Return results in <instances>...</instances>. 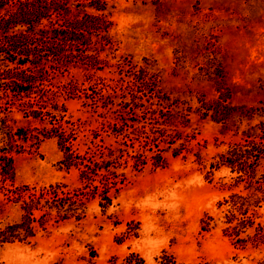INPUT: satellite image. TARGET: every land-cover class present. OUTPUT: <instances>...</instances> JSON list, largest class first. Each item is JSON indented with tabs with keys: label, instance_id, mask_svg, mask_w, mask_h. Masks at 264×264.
<instances>
[{
	"label": "rangeland",
	"instance_id": "374dc122",
	"mask_svg": "<svg viewBox=\"0 0 264 264\" xmlns=\"http://www.w3.org/2000/svg\"><path fill=\"white\" fill-rule=\"evenodd\" d=\"M104 5L114 60L154 71L182 146L138 170L141 120L129 106L123 120L111 106L73 108L109 147L114 129L125 131L106 160L118 157L111 175L86 184L60 164L52 139L20 144L32 122L0 108V264H264V0ZM85 75L67 72L81 96L120 84L104 70L102 81ZM8 131L19 134L14 142Z\"/></svg>",
	"mask_w": 264,
	"mask_h": 264
},
{
	"label": "trees",
	"instance_id": "16d2710c",
	"mask_svg": "<svg viewBox=\"0 0 264 264\" xmlns=\"http://www.w3.org/2000/svg\"><path fill=\"white\" fill-rule=\"evenodd\" d=\"M104 2L106 0H0V108L21 112L32 122L31 128L22 133L20 144L52 139L60 164L74 171L78 181L86 184L111 175L106 168L114 166L118 157L112 162L106 160L113 153L117 154L125 131L114 129L115 140L117 137L119 140L115 147H109L103 132L88 131L89 123L73 116V108L84 114L97 110L103 113L111 106L110 110H117L123 120L129 106L141 120L138 132L133 133L140 140L135 158L138 170L155 167L159 154L181 142L169 123L175 115L174 106L160 91L154 71L142 64L114 60L115 50L108 48L111 43L105 37L110 21ZM26 33L32 36L28 38ZM67 41L74 42L76 47L71 52H62ZM72 66L86 71L84 79L92 83L102 81L97 74L104 70L110 73L105 80H117L120 84L111 81L98 84L96 89L91 87L89 95L81 96V91L76 89V79L67 76ZM118 87L120 95H112L113 89L118 94ZM28 109L32 111L25 115ZM109 115L107 113V117ZM3 123L2 114L0 126L3 127ZM17 135L8 131L6 141L11 138L14 142ZM92 139L99 140L92 142Z\"/></svg>",
	"mask_w": 264,
	"mask_h": 264
}]
</instances>
